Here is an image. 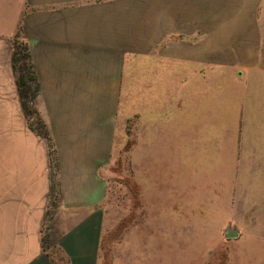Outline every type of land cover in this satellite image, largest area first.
Masks as SVG:
<instances>
[{"label": "rangeland", "instance_id": "1", "mask_svg": "<svg viewBox=\"0 0 264 264\" xmlns=\"http://www.w3.org/2000/svg\"><path fill=\"white\" fill-rule=\"evenodd\" d=\"M62 1L67 4L81 3V12L85 14L109 15L107 23L113 30L114 42L111 50L87 55V63L98 68L110 63L117 65L124 58L125 54L121 53L118 44L120 39L128 50L130 65L135 67L140 39L142 43L144 36L145 39H152L155 25H162L157 18L168 13L170 4V0ZM89 1L93 3L87 4ZM221 1L190 0L188 9L191 19L187 22L190 30L201 26V12L203 20L204 14L208 13V21L202 22L203 28L207 26L211 30L218 26L217 15L223 17L240 10V7L222 5ZM8 2L0 0V29L9 30L12 24L7 9L13 6L11 1L10 6ZM258 2L260 4L256 7H250L245 12L242 10L245 16L240 22L230 20L228 26L230 29L256 31L252 34L256 37L248 41L251 45L260 46L264 57V0ZM46 5L55 7L58 1L49 0ZM24 14L23 8L14 31L0 32V224L3 226L8 221L14 209L16 216L21 218L24 205L30 209H42V247L49 253L52 264H65L48 238L60 236L70 222L86 215V208L82 209L83 213L78 208L73 213L68 206L74 204L64 205V199L67 194L68 197L75 194L82 202L93 185L91 177L94 175L97 179L96 207L101 210L96 264H264V198L255 197V192L234 199L230 213L214 215L213 221L222 225L219 234L213 229L194 228L196 223L207 220L206 214L187 215L186 223L183 216L176 212L177 207L172 213L155 214L153 221V215L147 214L144 201L140 198L137 182L135 79L132 83L129 80L128 85H122L121 91L117 89L121 98L123 94L127 95V100L121 102L123 106L120 103L114 108L112 126L119 132L112 135V143L105 148L96 141L95 129L90 131L89 120L94 122L95 119L88 118L91 112L83 108L85 103L79 100L81 86L66 85L56 77L59 72L56 68L72 61V58L68 60L67 55H53L51 62L56 63V68L52 70L49 59H44L42 63L44 55H40L33 66L26 50ZM20 75L26 78V85H18ZM261 84H264L262 79ZM259 85L250 100L256 115L264 114V93ZM235 87L230 79L223 82L219 90L209 94L210 101L215 98L213 105L210 103V110L214 111L215 120L219 113V123L223 113V132L221 128L218 132L215 126L210 133L196 134L193 139L200 150L202 147L209 149L218 144L224 145L227 155L226 185L228 180L234 179L233 154L239 136L246 137L238 133L232 123L235 117L232 114L239 102V97L235 96L238 102H234L232 95ZM126 114L129 116L123 119ZM119 116L118 126L116 117ZM252 120L247 138L254 146L260 147L258 152H262L264 118L257 120L254 115ZM256 170L257 167L254 168L257 175ZM245 173L242 172V177ZM244 205L250 206L247 208L250 211L244 212ZM256 224L261 228H254ZM226 227H237L242 238L230 242L231 237L227 238L223 229Z\"/></svg>", "mask_w": 264, "mask_h": 264}, {"label": "crops", "instance_id": "2", "mask_svg": "<svg viewBox=\"0 0 264 264\" xmlns=\"http://www.w3.org/2000/svg\"><path fill=\"white\" fill-rule=\"evenodd\" d=\"M10 1L13 8L7 11L12 24L9 30L2 28L0 32L14 31L24 8L26 50L33 66L40 55H44L42 63L49 59L52 70L56 68V63L51 62L53 55L72 58L56 68L59 71L56 77L66 85L81 86L79 100L85 103L83 108L91 112L88 118L95 119L94 122L89 120L90 131L95 129L96 141L105 148L112 143V135L119 132L112 126L114 108L127 100V95L123 94L121 98L117 89L135 79L137 182L140 198L147 214L153 215V221L155 214L172 213L177 207L176 212L186 223L187 215L206 214L207 220L198 221L200 223L194 228L213 229L219 234L222 225L213 221L215 214L230 213L234 199L244 198L248 192L264 198V148L258 152L260 147L247 138L254 115L257 120L264 118L263 113L256 115L250 106L252 92L261 79L264 80V57L260 46L248 41L256 37L252 35L256 31L228 26L230 20L240 22L245 16L242 10L256 7L260 4L258 0L221 1L222 5L240 7V10L223 17L217 15L218 26L211 30L207 26L203 28L202 24L208 21L207 12L204 20L203 12L200 14L201 26L190 30L187 25L191 19L190 0H170L168 13L157 18L162 25H155L152 39L144 36L143 43L140 39L135 67L130 65L128 50L120 39L118 44L124 58L117 65L110 63L99 68L87 63V55L111 50L114 42L113 30L107 23L109 15L85 14L81 12V3L67 4L62 0H56L58 5L55 7L46 5L49 0H9L8 5ZM229 75L231 78L225 80L224 76ZM230 79L236 84L232 91L234 102H238L236 97H239L232 114L235 116L233 127L246 137L239 136L233 154L234 179L228 180L226 185L224 145L200 150L193 139L196 134L210 133L215 126L218 132L219 128L223 132V113L219 123V113L215 120V113L210 110L215 98L210 101L209 94ZM259 87L264 93V84ZM128 116L126 114L123 119ZM120 120L121 116L116 117L118 126ZM242 172H246L244 178ZM91 178L93 185L82 202L75 194L72 197L67 194L64 199V205L74 204L68 206L73 213L76 208L80 212L86 208V215L70 222L60 236L48 238L65 264H96L97 261L101 210L96 207L97 179L94 175ZM248 207L244 205L243 211H250ZM22 208L21 218L16 216L14 209L8 221L3 226L0 224V264H52L40 237L42 209H30L25 205ZM259 224L254 228L260 229ZM226 228H223L225 236ZM231 228L237 230V235L226 237L230 242H237L242 238L240 232L237 227Z\"/></svg>", "mask_w": 264, "mask_h": 264}, {"label": "water", "instance_id": "3", "mask_svg": "<svg viewBox=\"0 0 264 264\" xmlns=\"http://www.w3.org/2000/svg\"><path fill=\"white\" fill-rule=\"evenodd\" d=\"M237 235V230L235 228H226V236L227 237H233Z\"/></svg>", "mask_w": 264, "mask_h": 264}, {"label": "trees", "instance_id": "4", "mask_svg": "<svg viewBox=\"0 0 264 264\" xmlns=\"http://www.w3.org/2000/svg\"><path fill=\"white\" fill-rule=\"evenodd\" d=\"M17 83H18L19 86L26 85V78L24 77V75H20L17 78Z\"/></svg>", "mask_w": 264, "mask_h": 264}]
</instances>
